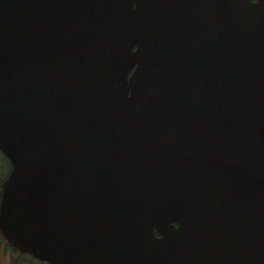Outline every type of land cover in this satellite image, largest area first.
I'll return each instance as SVG.
<instances>
[{"label": "water", "instance_id": "1", "mask_svg": "<svg viewBox=\"0 0 264 264\" xmlns=\"http://www.w3.org/2000/svg\"><path fill=\"white\" fill-rule=\"evenodd\" d=\"M0 150L19 252L264 264V0H0Z\"/></svg>", "mask_w": 264, "mask_h": 264}, {"label": "rangeland", "instance_id": "2", "mask_svg": "<svg viewBox=\"0 0 264 264\" xmlns=\"http://www.w3.org/2000/svg\"><path fill=\"white\" fill-rule=\"evenodd\" d=\"M8 170V162L2 160L0 164V181L4 177V174ZM2 238H0V264H11L14 263L12 260H17V262H24L23 264H28L26 263V260L28 259L26 256H16L13 254V251H4L2 248L4 247L2 244ZM31 264V263H30ZM34 264H42L41 262L37 261Z\"/></svg>", "mask_w": 264, "mask_h": 264}, {"label": "flooded vegetation", "instance_id": "3", "mask_svg": "<svg viewBox=\"0 0 264 264\" xmlns=\"http://www.w3.org/2000/svg\"><path fill=\"white\" fill-rule=\"evenodd\" d=\"M2 160H4V161H7L8 162V170L10 169L9 167H10V162H9V160L6 158V156L0 151V164H1V161ZM7 170V171H8ZM6 171V172H7ZM2 180H3V178L1 179V181H0V188H1V182H2ZM0 238H1V236H0ZM2 244H3V250L4 251H17V250H15L14 248H12L3 238H2ZM16 253V252H15Z\"/></svg>", "mask_w": 264, "mask_h": 264}, {"label": "trees", "instance_id": "4", "mask_svg": "<svg viewBox=\"0 0 264 264\" xmlns=\"http://www.w3.org/2000/svg\"><path fill=\"white\" fill-rule=\"evenodd\" d=\"M19 256L22 257L23 255H18V257H19ZM12 261H13L14 263H11V264H23V263H24V262H23V263H22V262H19V263H18L17 260H14V259H13ZM35 262H37V260H34V259H27V260H26V263H28V264H30V263H31V264H34ZM39 262H41V261H39ZM41 263H42V264H45V263H43V262H41Z\"/></svg>", "mask_w": 264, "mask_h": 264}]
</instances>
